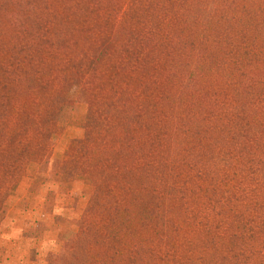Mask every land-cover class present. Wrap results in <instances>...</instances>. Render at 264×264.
Here are the masks:
<instances>
[{
  "label": "trees",
  "instance_id": "1",
  "mask_svg": "<svg viewBox=\"0 0 264 264\" xmlns=\"http://www.w3.org/2000/svg\"><path fill=\"white\" fill-rule=\"evenodd\" d=\"M65 107L90 198L49 264L264 257V0H0V165L47 172Z\"/></svg>",
  "mask_w": 264,
  "mask_h": 264
},
{
  "label": "rangeland",
  "instance_id": "2",
  "mask_svg": "<svg viewBox=\"0 0 264 264\" xmlns=\"http://www.w3.org/2000/svg\"><path fill=\"white\" fill-rule=\"evenodd\" d=\"M83 119L84 114L77 107L62 109L59 130L50 144L47 172L46 166L40 168L37 161L24 170L25 159L8 155L2 159L0 264H49L53 261L51 256L61 250L71 231L77 228L90 193L81 173L73 172L72 178L66 173L55 174L53 165L65 159L73 139L81 138ZM215 257L219 260L220 254ZM181 259L188 264H213L211 253L183 255ZM248 262L264 264V257L250 255ZM221 263L228 264L222 256Z\"/></svg>",
  "mask_w": 264,
  "mask_h": 264
}]
</instances>
